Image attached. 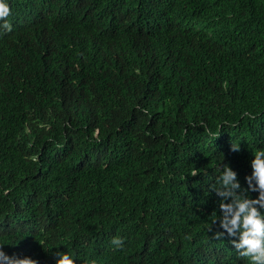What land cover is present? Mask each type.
Returning a JSON list of instances; mask_svg holds the SVG:
<instances>
[{"label": "trees", "instance_id": "1", "mask_svg": "<svg viewBox=\"0 0 264 264\" xmlns=\"http://www.w3.org/2000/svg\"><path fill=\"white\" fill-rule=\"evenodd\" d=\"M16 2L23 32L0 55L6 253L245 264L208 231L219 203L209 185L225 162L243 183L264 148V0H115L120 24L79 26L69 50L67 36L50 50L33 29L61 22L62 0ZM131 32L140 38L126 45ZM93 37L98 53L84 41Z\"/></svg>", "mask_w": 264, "mask_h": 264}, {"label": "clouds", "instance_id": "2", "mask_svg": "<svg viewBox=\"0 0 264 264\" xmlns=\"http://www.w3.org/2000/svg\"><path fill=\"white\" fill-rule=\"evenodd\" d=\"M114 2L115 0H100V2L82 0L71 9L68 2L62 0L65 12L61 22L41 26L43 29L34 27L36 32H41L40 34L31 28L26 32L33 30L36 38L39 37L42 45L50 50L63 36H67L66 42H69L67 50H69L73 43L78 44L79 38L76 35L80 30L79 26L91 28L102 16L103 19L96 24L94 30H100L102 33L107 25L120 24L118 6ZM118 4L121 5V0H118ZM19 15L16 0H0V55L8 39L18 31L23 32V28L15 23ZM144 24V31L148 33L151 26L150 18H146ZM139 38L134 37V32L124 35L126 45L138 41ZM89 40L90 43L84 40L88 49L92 53H98L101 49L96 37ZM109 52L107 49L106 53ZM229 151L239 153L241 144L230 143ZM249 163L251 170L243 176V183L238 171L230 162L220 166L215 182L209 185L210 192L215 194L219 203L218 212H213L208 231L215 239L227 238L236 256L242 258L245 264H264V148L256 149L251 154ZM196 171L193 169V174ZM249 192L256 195L249 197L247 195ZM111 243L117 249H123L125 238L115 236ZM51 257L54 264H77V262L81 264L78 252L63 248L55 249ZM0 264H41V261L30 255L10 256L3 246H0ZM88 264H96V261L91 260Z\"/></svg>", "mask_w": 264, "mask_h": 264}]
</instances>
